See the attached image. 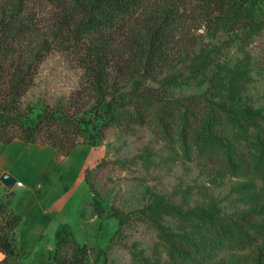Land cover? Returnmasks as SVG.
<instances>
[{
    "label": "rangeland",
    "instance_id": "1",
    "mask_svg": "<svg viewBox=\"0 0 264 264\" xmlns=\"http://www.w3.org/2000/svg\"><path fill=\"white\" fill-rule=\"evenodd\" d=\"M183 7L181 39L188 36L193 45L174 68L144 81L169 99L199 98L200 122H172L167 135L155 116L128 128L111 124L90 143L75 146L63 163L67 155L41 139L0 144V162L23 181L34 180V167L53 174L71 161L74 169L89 160L88 182L82 181L44 233L33 227L46 225L49 217L36 215L33 221L23 207L25 220L14 231L18 264H54V235L64 223L87 246L84 264H190L189 246L197 249L195 264L264 263V233L249 246L208 236L222 215L252 209L247 199L264 188L248 161L261 153L264 135V0H224V10L208 20L200 18L196 1L186 0ZM85 92L77 55L54 49L39 64L20 106L33 114L53 107L79 115L88 110L85 117L99 123L103 118L93 119ZM243 115L260 121L242 127ZM217 125L239 138H216L210 130ZM211 138L236 156L232 170L204 160L200 150Z\"/></svg>",
    "mask_w": 264,
    "mask_h": 264
},
{
    "label": "trees",
    "instance_id": "2",
    "mask_svg": "<svg viewBox=\"0 0 264 264\" xmlns=\"http://www.w3.org/2000/svg\"><path fill=\"white\" fill-rule=\"evenodd\" d=\"M185 1L0 0V143L14 138L29 143L41 139L58 154L68 155L79 143H90L104 134L111 124L128 128L155 116L167 135L172 122L184 120L189 127L200 122L204 104L199 98L169 99L163 90L144 81L174 68L185 47L193 45L188 36L181 39ZM194 1L200 4L199 15L205 20L224 10V0ZM54 49L77 55L93 119L103 118L99 123L85 117L88 110L80 115L54 107L35 114L22 110V96L33 84L39 64ZM210 111L216 113L213 108ZM243 118L242 127L260 121L256 116ZM213 128L210 131L216 138H239L222 125ZM260 142L261 153L248 161L264 181V135ZM217 147L224 146L215 138L203 144L200 151L206 162L227 171L239 164L233 153ZM247 202L252 209L216 219L208 232L210 241L249 246L264 233V188ZM19 223L20 216L9 206V199H0V254L4 255L0 264H18L14 231ZM54 236V264H84L87 246L74 240L68 224H61ZM189 247L190 264H195L197 249Z\"/></svg>",
    "mask_w": 264,
    "mask_h": 264
},
{
    "label": "crops",
    "instance_id": "3",
    "mask_svg": "<svg viewBox=\"0 0 264 264\" xmlns=\"http://www.w3.org/2000/svg\"><path fill=\"white\" fill-rule=\"evenodd\" d=\"M11 142L23 143L24 141L16 138ZM71 155H74V150L65 157L62 163ZM88 161L86 158L74 169H72L71 161V163H66L64 167L61 166V170L55 171L53 174H46L40 168L34 167V173L36 174L34 180L31 181L16 178L11 167L0 162V174L7 172L15 178L16 182H22V186L14 184L11 188L5 187L0 182V199H9V206L20 216V224L25 220L22 215L23 207L26 208L25 213L30 215L33 221L36 215L49 217L46 225L33 227L34 230H41L44 233L51 219L56 214L64 212L66 203L77 190V187L84 181L83 173ZM40 173L41 175H38ZM7 193H9L8 197L6 196ZM34 230L30 233H34Z\"/></svg>",
    "mask_w": 264,
    "mask_h": 264
},
{
    "label": "water",
    "instance_id": "4",
    "mask_svg": "<svg viewBox=\"0 0 264 264\" xmlns=\"http://www.w3.org/2000/svg\"><path fill=\"white\" fill-rule=\"evenodd\" d=\"M0 182L7 188H11L16 180L15 178H13L10 174H8L7 172H2L0 174Z\"/></svg>",
    "mask_w": 264,
    "mask_h": 264
},
{
    "label": "built area",
    "instance_id": "5",
    "mask_svg": "<svg viewBox=\"0 0 264 264\" xmlns=\"http://www.w3.org/2000/svg\"><path fill=\"white\" fill-rule=\"evenodd\" d=\"M15 184H16L17 186H22V182H20V181H17Z\"/></svg>",
    "mask_w": 264,
    "mask_h": 264
}]
</instances>
